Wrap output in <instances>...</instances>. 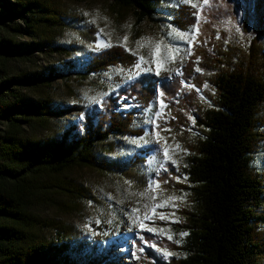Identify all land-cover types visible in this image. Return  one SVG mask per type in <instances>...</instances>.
Returning a JSON list of instances; mask_svg holds the SVG:
<instances>
[{"label": "trees", "instance_id": "16d2710c", "mask_svg": "<svg viewBox=\"0 0 264 264\" xmlns=\"http://www.w3.org/2000/svg\"><path fill=\"white\" fill-rule=\"evenodd\" d=\"M112 4L115 11L133 13L138 27L153 20L160 0ZM192 12L182 8L173 17L181 30L199 27L181 76L143 74L101 105L65 108L49 96L24 91L49 89L56 79L85 80L112 67H134L137 58L114 45L89 52L84 62L74 60L73 45L57 44L61 30L75 20L61 5L0 0V264H97V242L37 214L50 191L43 182L77 167L126 177L135 173L148 152L126 160L98 149L114 150L116 139L141 137L135 118L158 93L164 94L169 116L163 126L183 142L188 156L182 182H176L173 169L162 176L167 190L188 193L189 204L178 212V227L188 233L185 244L170 245L186 258L164 260L151 246L169 243L145 234L137 243L147 246L143 263L264 264V178L252 165L264 142V0H208L198 17ZM39 55L62 58L37 67ZM11 62L34 68L14 69ZM129 104L134 107L124 110ZM71 111L82 113L81 123L64 119ZM55 119L62 124L51 128ZM40 126L51 132L29 134ZM66 180L56 188L68 198H89L87 189Z\"/></svg>", "mask_w": 264, "mask_h": 264}, {"label": "rangeland", "instance_id": "374dc122", "mask_svg": "<svg viewBox=\"0 0 264 264\" xmlns=\"http://www.w3.org/2000/svg\"><path fill=\"white\" fill-rule=\"evenodd\" d=\"M52 1L61 5L75 19L65 30H61L57 39V44L74 46V60L81 59V62H84L89 52L101 51L114 45L124 47L137 58L134 67H112L104 74L92 75L85 80L74 78L65 82L56 79L49 89L24 91L30 97L49 96L65 108L101 105L105 98L120 88L129 85L143 74L156 75L157 70L160 75L156 76L160 79L170 80L173 76H181L182 68L188 57L194 53L196 45V42L190 44L187 38L195 36L196 41L198 35L194 31L197 26L187 30L179 29L173 22L174 13L186 8L189 12H196L198 17L206 6L204 0H160L153 20L137 27L133 13L115 11L112 0ZM20 41H28V38L22 37ZM169 48L173 49L172 53H169ZM140 57H144L143 62ZM61 58L60 55H39L35 61L37 67H42L58 63ZM70 59L71 57L66 58ZM157 61L160 64L159 69ZM11 66L14 69L34 68L24 62H11ZM161 101V95L158 93L151 105L136 116L134 128L143 131L141 137L116 139L113 142L116 148L112 146L114 150L110 146L98 149V152H103L112 159L126 160L148 152L145 165L135 173L126 177L93 168L77 167L59 179L45 178L43 182L44 185L48 183L46 188L50 191L45 194L46 203L37 209V214L51 222L67 225L90 243L97 242V264H145L142 258L147 246L145 243L144 248L137 246L138 242L143 243L142 237L145 234L169 243L162 247L151 246L164 260L186 258L185 252L174 250L170 245L181 247L185 244L187 236L181 237V233L185 232L178 227V212L189 204L188 193L167 190L162 176L173 169L177 174V177H174L176 182H182L186 178L184 169L188 168V156L183 142L168 134L169 128L163 126L168 123L169 116L167 105ZM133 107L129 104L124 110ZM64 117L77 123H81L83 119L82 113L72 111ZM61 124L62 122L55 119L50 123V127L55 128ZM48 132L51 131L40 126L29 134L43 137ZM157 132L159 136L156 135ZM165 148L169 150L168 156L164 155ZM252 165L256 173L264 178V142L255 150ZM65 177L66 182L73 180L78 187L87 189L89 198L76 202L74 197L68 198V193L64 194L61 189L56 188L64 183ZM170 197L183 199L170 200ZM173 204L176 206L173 207ZM154 205L161 206L153 208ZM134 209L136 211H133ZM260 211H263L261 213L264 215V206ZM161 215L165 218L161 219ZM149 228L152 231H148ZM50 231L47 229V234L51 235ZM169 236L172 239H169ZM168 252L173 255H167Z\"/></svg>", "mask_w": 264, "mask_h": 264}, {"label": "snow or ice", "instance_id": "6c2138e0", "mask_svg": "<svg viewBox=\"0 0 264 264\" xmlns=\"http://www.w3.org/2000/svg\"><path fill=\"white\" fill-rule=\"evenodd\" d=\"M204 3L207 4V3H208V0H204ZM194 31H195L196 35H198V34H199V27L197 26V27L194 29ZM101 32H103V30H101ZM187 39H188V42H189L190 44L195 43V36H193V37H191V38H187ZM126 41H127V37H125V42H126ZM156 47H157V49H158V48H159V45H157ZM168 51H169V53H172L173 49L169 48ZM189 51H190V50H189ZM140 60L143 62V61H144V57H140ZM197 62H198V61H197ZM159 67H160L159 61H157V69H159ZM196 71H201V69L197 68ZM156 75H157V76L160 75V71H159V70L156 71ZM160 95L163 96L164 94H163V93H160ZM161 103H162V101H161ZM164 107H166V105H164ZM157 127H159V126L157 125ZM156 135L159 136V132H157ZM157 142H158V141H157ZM177 148H179V145H177ZM168 154H169V150H168L167 148H165V149H164V155H165V156H168ZM173 163H174V161H173ZM156 187L158 188V187H159V184H157ZM169 199H170V200H177V199L182 200L183 197H170ZM165 203H167V202H165ZM159 206H161V205H154L153 208H155V207H159ZM175 206H176V205L173 204V207H175ZM133 211H136V209H134ZM173 215H174V213H173ZM164 218H165V217H164L163 215H161V219H164ZM177 222H178V221H177ZM148 231H152V229L149 228ZM187 235H188V233H181V237H184V236H187ZM168 238H169V239H172L171 236H169ZM176 242L179 243L180 241H176ZM166 254L169 255V256L173 255V253H171V252H168V253H166Z\"/></svg>", "mask_w": 264, "mask_h": 264}]
</instances>
